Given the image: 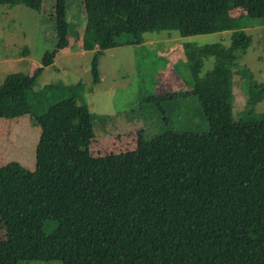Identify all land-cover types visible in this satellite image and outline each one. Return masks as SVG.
I'll list each match as a JSON object with an SVG mask.
<instances>
[{
  "label": "trees",
  "instance_id": "1",
  "mask_svg": "<svg viewBox=\"0 0 264 264\" xmlns=\"http://www.w3.org/2000/svg\"><path fill=\"white\" fill-rule=\"evenodd\" d=\"M54 1L56 49L62 50L70 37L68 3ZM43 4L0 0L37 12ZM83 6L81 40L84 50L97 53L95 83L98 57L142 44L145 33L233 31L230 47L184 45L209 131L167 130L153 138L137 132L132 149L93 156L88 107L75 95L62 98L71 91L66 86L34 90L55 53L46 52L32 75L8 74L0 86V119L29 116L41 133L34 171L17 162L0 166L6 234L0 264H264V113L237 120L232 93L239 53L252 44L240 19L264 25V0H83ZM210 58L214 66L202 76ZM248 91L245 114L264 101V83L252 81ZM48 221L57 222L50 234Z\"/></svg>",
  "mask_w": 264,
  "mask_h": 264
},
{
  "label": "rangeland",
  "instance_id": "2",
  "mask_svg": "<svg viewBox=\"0 0 264 264\" xmlns=\"http://www.w3.org/2000/svg\"><path fill=\"white\" fill-rule=\"evenodd\" d=\"M54 3V0H44L40 12L22 5H0V86L8 74H34L46 52L55 53L53 66L44 68L34 90L48 85L66 86L71 91L62 98L75 95L79 104L88 107L95 133L91 146L93 156L132 149L137 132L153 138L167 130L199 134L209 131L202 106L192 93L194 82L184 45L219 43L230 47L233 31L187 37L175 31L145 33L142 44L104 51L96 61L98 82L95 83L92 71L97 53L76 54L84 50L81 42L86 27L83 0H67L68 45L74 54L56 49ZM240 22L245 33L252 36V44L244 53H239L241 67L234 70L232 93L237 120L254 119L264 113V101L257 104L254 112L244 113L250 109V82L264 83V25L259 19L246 17ZM213 66V58L205 61L202 76ZM40 133V128L29 116L0 119V166L17 162L34 171ZM56 226L57 222H46L45 232L52 233ZM5 237L0 224V240Z\"/></svg>",
  "mask_w": 264,
  "mask_h": 264
},
{
  "label": "crops",
  "instance_id": "3",
  "mask_svg": "<svg viewBox=\"0 0 264 264\" xmlns=\"http://www.w3.org/2000/svg\"><path fill=\"white\" fill-rule=\"evenodd\" d=\"M81 42H82V40H81ZM68 46H69V47H67L66 49H62V50H64L65 53L74 54V52L72 53V52L70 51V47H71V46H70V45H68ZM82 46H83V43H82ZM82 50H83V49H82ZM81 52H82V53H81ZM84 52L91 53L92 51H86V50H85V51H84V50H83V51H79V50H78V51L76 52V54L80 56L81 54H84ZM93 52H94V51H93ZM77 55H74V56H77Z\"/></svg>",
  "mask_w": 264,
  "mask_h": 264
}]
</instances>
